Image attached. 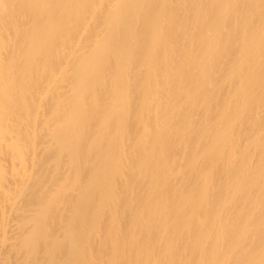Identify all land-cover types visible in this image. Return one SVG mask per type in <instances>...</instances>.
I'll return each mask as SVG.
<instances>
[{"label":"bare ground","instance_id":"6f19581e","mask_svg":"<svg viewBox=\"0 0 264 264\" xmlns=\"http://www.w3.org/2000/svg\"><path fill=\"white\" fill-rule=\"evenodd\" d=\"M0 264H264V0H0Z\"/></svg>","mask_w":264,"mask_h":264}]
</instances>
